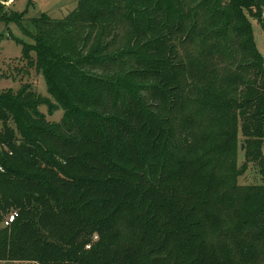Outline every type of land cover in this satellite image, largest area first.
I'll return each mask as SVG.
<instances>
[{"label":"trees","instance_id":"16d2710c","mask_svg":"<svg viewBox=\"0 0 264 264\" xmlns=\"http://www.w3.org/2000/svg\"><path fill=\"white\" fill-rule=\"evenodd\" d=\"M22 16L5 20L31 37L21 58L64 114L49 121L40 106L58 107L30 83L0 91V222L17 213L0 260L264 264V183H235L239 128L264 178L250 21L264 30V0H79L27 28Z\"/></svg>","mask_w":264,"mask_h":264},{"label":"rangeland","instance_id":"374dc122","mask_svg":"<svg viewBox=\"0 0 264 264\" xmlns=\"http://www.w3.org/2000/svg\"><path fill=\"white\" fill-rule=\"evenodd\" d=\"M78 4L79 0H0V91L8 89L17 90L23 82L30 83L37 93L58 107L54 113L50 114L46 104L40 106V110L46 114L49 121H60L64 114V109L48 92L47 83L43 75L37 72L35 68L30 69L28 61L21 58L23 55V43L32 42L31 37L24 32V28L18 21L5 19L6 17L7 19L14 18V12L21 13L23 16L19 20L27 28L33 18H38L42 14H47L52 18H63L69 12L76 9ZM250 21L257 48L264 55V30L257 19L250 18ZM29 28L32 29L31 27ZM196 48L197 44H186L179 47L182 54L186 50L196 52ZM238 140V171L236 172L235 183L237 185L263 184L264 178L260 172V166L255 162H248L246 160L244 137L240 132V128ZM240 170L243 171L241 175ZM5 225L6 222H0V228ZM0 264L32 263L0 260Z\"/></svg>","mask_w":264,"mask_h":264},{"label":"built area","instance_id":"2783aa9c","mask_svg":"<svg viewBox=\"0 0 264 264\" xmlns=\"http://www.w3.org/2000/svg\"><path fill=\"white\" fill-rule=\"evenodd\" d=\"M16 216H17V213L16 212L11 213L9 215V217L7 218V220H6V225H8L9 223H11L15 219Z\"/></svg>","mask_w":264,"mask_h":264}]
</instances>
